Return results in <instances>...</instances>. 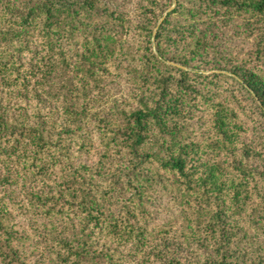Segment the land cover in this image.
<instances>
[{"label": "trees", "instance_id": "trees-1", "mask_svg": "<svg viewBox=\"0 0 264 264\" xmlns=\"http://www.w3.org/2000/svg\"><path fill=\"white\" fill-rule=\"evenodd\" d=\"M26 183L47 264H264V0H0L8 245Z\"/></svg>", "mask_w": 264, "mask_h": 264}, {"label": "rangeland", "instance_id": "rangeland-1", "mask_svg": "<svg viewBox=\"0 0 264 264\" xmlns=\"http://www.w3.org/2000/svg\"><path fill=\"white\" fill-rule=\"evenodd\" d=\"M111 2H120L126 6H132L134 4V0H111ZM228 101L233 104L231 97H228ZM242 117L249 121L251 127V114L249 110L243 111ZM34 190L35 188L30 183H26L25 185L18 184L9 186L5 188L4 192H1V195H5V200L9 207L11 217L8 220L17 232L13 234L14 238L10 241L9 245L5 241V236L0 235V264H8L9 260L10 264H14L17 261H22L27 264H47L49 261H53V255L51 254L50 256L48 253L44 254L41 249V246L45 245V243L43 237L40 235V227L45 220L38 217L40 211L35 206V199L33 197ZM161 202L160 204L166 208H164V211L160 210L159 213L156 211L155 219L157 221L171 219L175 214L172 202H166L165 200ZM168 203L171 204L170 209L168 208ZM119 253L125 255V258L131 264H136L139 260L141 261L140 257L144 255L148 257L146 259L147 261L150 255L148 250L142 256H138L136 253H133L130 245L121 247ZM10 254L12 256L14 255L13 259Z\"/></svg>", "mask_w": 264, "mask_h": 264}, {"label": "water", "instance_id": "water-1", "mask_svg": "<svg viewBox=\"0 0 264 264\" xmlns=\"http://www.w3.org/2000/svg\"><path fill=\"white\" fill-rule=\"evenodd\" d=\"M171 10V8L168 10V11H170ZM162 19H163V17L160 19V21L159 22H161L162 21Z\"/></svg>", "mask_w": 264, "mask_h": 264}]
</instances>
